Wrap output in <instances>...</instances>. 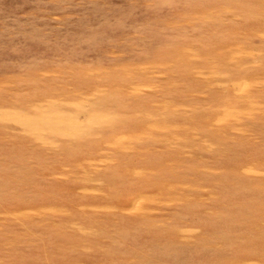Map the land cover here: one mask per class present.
<instances>
[{"label":"rangeland","instance_id":"obj_1","mask_svg":"<svg viewBox=\"0 0 264 264\" xmlns=\"http://www.w3.org/2000/svg\"><path fill=\"white\" fill-rule=\"evenodd\" d=\"M0 264H264V0H0Z\"/></svg>","mask_w":264,"mask_h":264}]
</instances>
